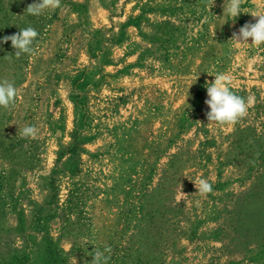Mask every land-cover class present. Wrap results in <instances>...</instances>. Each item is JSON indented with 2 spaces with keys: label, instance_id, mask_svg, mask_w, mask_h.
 Masks as SVG:
<instances>
[{
  "label": "rangeland",
  "instance_id": "374dc122",
  "mask_svg": "<svg viewBox=\"0 0 264 264\" xmlns=\"http://www.w3.org/2000/svg\"><path fill=\"white\" fill-rule=\"evenodd\" d=\"M33 2L0 0L18 89L0 107V264H91L105 246L107 264H264V44L229 40L264 0L235 21L226 0ZM29 26L16 58L3 37ZM217 73L255 98L234 126L207 121Z\"/></svg>",
  "mask_w": 264,
  "mask_h": 264
},
{
  "label": "clouds",
  "instance_id": "9594fccd",
  "mask_svg": "<svg viewBox=\"0 0 264 264\" xmlns=\"http://www.w3.org/2000/svg\"><path fill=\"white\" fill-rule=\"evenodd\" d=\"M243 0H226L223 8L231 17L232 20L242 13L241 5ZM61 5V0H34L29 4L25 11L30 15L39 16L45 11H54ZM256 19L255 23H245L238 32H233L230 41L237 48L253 44L260 46L264 44V13L251 14ZM39 36V32L34 27L21 28L16 34L3 37V42L11 41L12 47L15 49L14 56L19 58L24 54L34 53V42ZM251 40V43L248 41ZM213 81H206L207 99L205 104L209 111L206 112L207 121L219 126H234L242 118H244L248 109L254 104V97L247 98L235 94L230 83L232 77L227 73H217ZM18 94L14 82L8 78L0 77V107L8 109L15 104ZM39 129L34 125H27L19 129V135L25 139H35ZM194 183V182H193ZM196 192L201 196H206L213 191L212 184L205 178H200L194 183ZM111 249L105 246L104 251L94 250L91 264H107L108 257L105 252H110Z\"/></svg>",
  "mask_w": 264,
  "mask_h": 264
}]
</instances>
